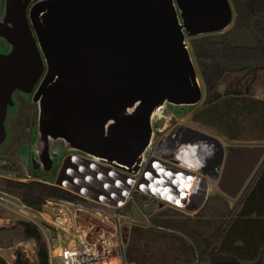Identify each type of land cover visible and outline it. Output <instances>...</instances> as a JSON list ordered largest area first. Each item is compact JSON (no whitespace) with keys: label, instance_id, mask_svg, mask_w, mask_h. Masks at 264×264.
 Instances as JSON below:
<instances>
[{"label":"water","instance_id":"1","mask_svg":"<svg viewBox=\"0 0 264 264\" xmlns=\"http://www.w3.org/2000/svg\"><path fill=\"white\" fill-rule=\"evenodd\" d=\"M235 18L232 0H2L0 150L11 136L18 91L31 98L36 123L31 145L0 156V174L18 168L85 196L107 195L118 170L140 172L167 108L183 116L203 100L188 38L226 31ZM248 39L239 44H258ZM188 129L220 146L219 187L238 197L264 160V143L234 145L225 154L219 137ZM70 152L97 160L98 174L72 177L65 160L56 177Z\"/></svg>","mask_w":264,"mask_h":264},{"label":"trees","instance_id":"2","mask_svg":"<svg viewBox=\"0 0 264 264\" xmlns=\"http://www.w3.org/2000/svg\"><path fill=\"white\" fill-rule=\"evenodd\" d=\"M232 1L236 18L231 30L221 38L205 35L194 44L208 92L193 119L232 139L264 141V97L256 94V87L264 85V0ZM241 29L251 30L258 44L234 43L229 35ZM0 185L36 207L52 197H82L35 177L1 175ZM17 225L25 238L35 241L37 258L31 259L20 247L13 261L0 257V264H51L48 241L39 225L24 219ZM216 255L264 264V161L236 207L215 194L195 215L168 207L153 226L133 225L126 248L127 260L135 264H217Z\"/></svg>","mask_w":264,"mask_h":264},{"label":"built area","instance_id":"3","mask_svg":"<svg viewBox=\"0 0 264 264\" xmlns=\"http://www.w3.org/2000/svg\"><path fill=\"white\" fill-rule=\"evenodd\" d=\"M167 122L164 121V130L140 172L118 170L112 176L114 186L107 195L92 198L77 193L83 198L52 197L42 207H36L20 195L0 188V206L16 213L19 219L39 225L48 241L51 264H130L126 248L131 227L154 225L147 213L135 217L124 210L131 201L139 199L136 192L186 209L187 195L180 193L182 204L162 191L167 186L176 195L179 190L175 178L186 169L182 163L191 164L180 151L179 144L169 138L174 123ZM88 163L95 165L94 160ZM95 168L98 169V164ZM12 218L0 216V224Z\"/></svg>","mask_w":264,"mask_h":264},{"label":"rangeland","instance_id":"4","mask_svg":"<svg viewBox=\"0 0 264 264\" xmlns=\"http://www.w3.org/2000/svg\"><path fill=\"white\" fill-rule=\"evenodd\" d=\"M1 4H2V0H0V8H1ZM211 35H218V33L211 34ZM204 36L205 35H203V36L198 35V36L188 38V42H189V45L191 47L192 54H193V57H194V60H195V63H196L197 69H198L199 78H200V81H201L203 89H204L203 100L196 107L192 108L188 113H186L183 116H177L176 118H174L176 115L172 111L171 107L167 108L169 115H168V117H166L165 119H163L161 121L162 126H163L164 121L166 122V120H168L170 125L173 123L178 124L179 122H184L187 124H193L195 126H198L200 129L211 132L214 135L218 136L222 140L223 144L229 148L234 146V145L263 144L264 143L263 140H250V139L240 140V139L229 138L226 134L220 132L216 127L202 123V122H199V121H195L193 119L194 111L203 105V103L207 97V92H208V81L202 72V69L200 66V59L197 55L196 48L194 46L195 42L199 39H202V37H204ZM4 46H5V39L0 37V48H2ZM220 88L223 89L224 86L220 85ZM256 94L259 97H264V85H258L256 87ZM33 113H34V110H33L32 105L30 104V102L28 100H26L25 98H21V105H20L18 115L12 114L10 117L9 125H10V129H11V136H10L8 143L4 147V152H6V153H10V152L22 153L23 152L22 148L26 146V144L28 143V141L30 140V137H31V133H32L31 129H32V127H33L32 125L34 123V114ZM164 127H165V125H164ZM20 161H21L20 157L18 159H16V163L20 162ZM261 164L259 165V167L255 171V173L252 175V177L248 181L246 187L244 188V190L240 193V195L238 197H236V198L230 197L229 195H227L226 193L221 191L218 186L214 187V190H213L211 195H214V194L218 195V196L220 195V197L227 199L232 207H236L238 205V203L240 202L243 193L245 192V190L247 189V187L249 186L251 181H253L255 174L259 170ZM82 170H85V169L82 168ZM58 174L59 173H57L56 177L58 176ZM0 176H1V174H0ZM20 176H22V179L32 178V177H30V178L26 177L24 175V173L21 172L18 168H16L13 176L10 175L8 177L18 178ZM33 177L42 179V178L37 177V176H33ZM50 182H54L56 184V179L54 181H50ZM0 188L3 189L4 187L2 185H0ZM89 202H91V201H89ZM154 204H155L154 199H150L147 201H143V200L138 199L136 202L131 201L127 206L124 207V210H126L129 214L134 215L135 217H143V214H144L143 211H146V212H148V214L151 217L152 213L154 215V210H152L151 212H150V210ZM170 207L178 209L184 215H189L185 211L184 207H179L176 205H170ZM158 209L159 208H157V210ZM161 213H163V210L159 212V216L161 215ZM15 214L16 213L11 212V211H7L5 208L0 206V216H7V217H11V218L13 217L9 222H5V224H0V257H4L8 261H13L15 258L16 249L22 247L26 251V253L29 255V257L31 259L35 260L37 258L36 243L33 239H28V238H25L23 236L21 226L17 225L18 221L21 219L17 218V216ZM195 214H197V213H195V211H191L190 215H195ZM128 235H129V233H128ZM213 259L215 260V262L217 264H260V263H242L233 257H229V256H225V255H216L213 257ZM196 264H199L198 261H196Z\"/></svg>","mask_w":264,"mask_h":264},{"label":"flooded vegetation","instance_id":"5","mask_svg":"<svg viewBox=\"0 0 264 264\" xmlns=\"http://www.w3.org/2000/svg\"><path fill=\"white\" fill-rule=\"evenodd\" d=\"M232 3H233V1H232ZM233 5H234V3H233ZM234 8H235V6H234ZM233 25L228 30L220 32V33H218V35H215V36H219L221 34H224L228 31H230L231 28L233 27ZM241 30H243V29H241ZM241 30H239V31H241ZM246 30H248V29H246ZM239 31L234 30L229 35V37L231 38V40L234 41V43L235 42L239 43L240 40H242L243 42H246L247 40H249L248 39L249 37L252 38L251 39L252 41H255V34L251 30H250L249 35H244V34L240 35ZM209 35H211V34H209ZM16 97L19 101L18 111L16 113L17 115H18L20 105H21V98H25L32 105L33 110H34V113H33L34 114V123L32 126L34 127L35 123H36V113H35L36 108H35L34 104L32 103L31 98L26 96L25 94H23L20 91L17 92ZM176 117L177 116H175L174 118H176ZM173 125L174 126H173V129L171 131L169 138L174 140L175 143L179 144L180 151L183 152L184 156H186L191 161L190 162L191 164H189V163L186 164L185 161H183V163H182L186 167V169L184 168V171L187 170L186 173H184V171H183V173L191 176V181H192V186L188 187L187 188L188 190L185 191V189H184V191H183V194L188 196L186 202L196 203L199 205V208L195 209V210L186 207L185 211L190 215L191 211H195V213H197L202 208V206L210 198L215 186L219 187L218 180H219V176H220V173L222 170V164H221V160H220L221 149H220V146L211 137L201 135L197 132H190V130L188 128L193 127V128L198 129V130L204 131L208 134L214 135L213 133L205 131L203 129H200L198 126H195L193 124H187L184 122H179L178 124L174 123ZM33 127H32V129H33ZM32 129H31V132H32ZM214 136H216V135H214ZM31 140H32V133H31L30 140L28 141V144H30V145H31ZM228 150H229V147L225 146V154H227ZM1 155H8L10 157H14L16 155V153H13V152L6 153V152H4V148H3L0 150V156ZM83 157L84 156L82 155L81 152H70V153H68L63 158L57 173L61 172L64 161L67 160L68 165L66 167V173L71 175L72 177L80 176L81 174H85V175L90 174L91 176L97 175L98 169L95 168L98 164L97 160H95L93 158H89L86 161H82ZM75 158H77V160H75ZM30 159H31V157H30ZM91 160H94L96 166L90 165L88 163ZM15 164L19 165L18 162ZM80 165L81 166L84 165L85 170H82L81 168H79ZM219 189H220V187H219ZM201 196L203 197V200L200 199ZM147 197H148V199H143V198H139V197L138 198L140 200H143V201H147L150 199L155 200V204L153 205V207L150 210V212L152 210H154V215L152 213V215L150 217L148 212L143 211L149 215L150 220L154 223V219L159 216V212L170 207V204H166L165 202L159 201V200L152 198V197H149L148 195H147ZM157 208H159V209L157 210Z\"/></svg>","mask_w":264,"mask_h":264},{"label":"bare ground","instance_id":"6","mask_svg":"<svg viewBox=\"0 0 264 264\" xmlns=\"http://www.w3.org/2000/svg\"><path fill=\"white\" fill-rule=\"evenodd\" d=\"M170 174H172V170H171ZM180 174L182 175V177H181ZM180 174H179L180 176L178 175L175 178L176 182H178V186L177 187H179L178 189H179L180 192L178 191L176 193V195L175 194H172L171 193V190L172 189L170 187L167 188V186H165V185L164 186L166 188L165 189H162V191H163L164 194H168L169 197L173 196V199L176 200V202H179V203H182L183 204L184 203V200L180 196V193H183L184 189H185V191L188 190L187 188L192 186V181H191V176L185 175L184 173H180ZM154 189L156 190V189H158V187H155ZM200 199L203 200V197L201 196Z\"/></svg>","mask_w":264,"mask_h":264}]
</instances>
